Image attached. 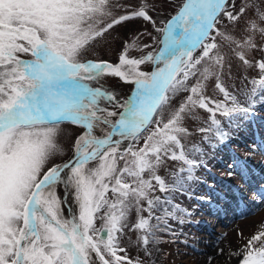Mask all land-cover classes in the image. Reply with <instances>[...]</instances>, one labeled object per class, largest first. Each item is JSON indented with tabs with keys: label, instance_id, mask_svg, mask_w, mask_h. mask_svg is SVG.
<instances>
[{
	"label": "snow or ice",
	"instance_id": "snow-or-ice-1",
	"mask_svg": "<svg viewBox=\"0 0 264 264\" xmlns=\"http://www.w3.org/2000/svg\"><path fill=\"white\" fill-rule=\"evenodd\" d=\"M155 11L154 0H0V264H156L161 243L188 244L171 224L191 216L175 196L207 169L204 145L264 104V0H181L159 22ZM133 20L157 36L125 39L116 63L82 59ZM143 36L158 50L130 58ZM234 68L242 90L224 82ZM104 77L131 95L93 86ZM64 124L81 132L58 159ZM231 255L264 264V232Z\"/></svg>",
	"mask_w": 264,
	"mask_h": 264
},
{
	"label": "rangeland",
	"instance_id": "rangeland-1",
	"mask_svg": "<svg viewBox=\"0 0 264 264\" xmlns=\"http://www.w3.org/2000/svg\"><path fill=\"white\" fill-rule=\"evenodd\" d=\"M154 2L156 5L154 18L159 22L174 12L181 0H175L174 3H168L167 0ZM145 29L152 31L153 36H157L151 25L145 21L125 22L117 26L105 41L89 48L82 59H104L116 63L125 39L131 43L132 38ZM143 43L153 45L149 50H158L159 46L153 43L151 37L143 36L136 40L138 47L129 51L130 58H138L147 51L139 47ZM140 69L151 71L152 66L141 65ZM245 75L251 78L256 73ZM224 82L236 90H242L247 83L241 79L235 68L225 76ZM101 85L115 89L118 99H126L133 91L132 84L113 77H104L93 86ZM217 98L222 99V94ZM200 115H204L203 110ZM225 130L230 133V139L216 147L204 145L206 154L203 160L207 164V169L203 167L198 169L195 173L198 181L191 183L190 192L177 194L174 199V203L181 209H187L191 213V216L184 217L186 223L183 225L171 221L172 227L178 233L183 232L179 239L188 240V244L161 243V252L156 264H201L206 258L207 264H222L220 260H214L215 255L220 253L214 252L218 246L221 247L220 250L224 249L223 261L232 260V264H239L240 258L235 256L233 259L229 254L238 251L253 235L264 232V104L258 103L253 114L242 120L238 127L225 125ZM80 132V128L70 124L61 125L58 143L62 148V156L58 159H67L71 155L68 148ZM199 140L200 136L197 135L195 141ZM228 164L234 165V175L231 177L227 176ZM178 166L177 162H173L161 174L165 175ZM209 184L214 185V188H209ZM199 197H210L211 202H203ZM65 213L67 214V209ZM260 214L263 215L259 216ZM167 239L165 235L164 240ZM130 255L136 256L137 253L133 249L130 250Z\"/></svg>",
	"mask_w": 264,
	"mask_h": 264
},
{
	"label": "bare ground",
	"instance_id": "bare-ground-1",
	"mask_svg": "<svg viewBox=\"0 0 264 264\" xmlns=\"http://www.w3.org/2000/svg\"><path fill=\"white\" fill-rule=\"evenodd\" d=\"M97 133H98V132H97ZM262 215H263V214H260L259 216H262ZM255 218H257V217H255ZM220 248H221V247L218 246L217 248H215L214 252H220ZM210 249H211V248H209V250H210ZM225 249H226V248H225ZM223 250H224V249H223ZM235 252H236V251H235ZM229 256H230L231 258H233V259H234V257H235V256H233V255H231V254H229ZM222 259H223V254H221V253L215 255V257H214V260H220V263H222V264H232V260L225 262V261H223ZM207 261H208V259L206 258L204 262H201V264H207Z\"/></svg>",
	"mask_w": 264,
	"mask_h": 264
}]
</instances>
